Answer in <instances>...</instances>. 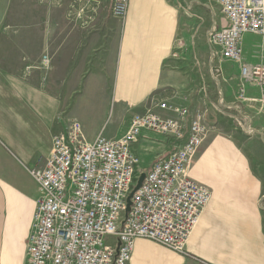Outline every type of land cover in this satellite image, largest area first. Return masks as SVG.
Segmentation results:
<instances>
[{"label":"crops","instance_id":"obj_1","mask_svg":"<svg viewBox=\"0 0 264 264\" xmlns=\"http://www.w3.org/2000/svg\"><path fill=\"white\" fill-rule=\"evenodd\" d=\"M111 10V0L97 7L0 0V264H26L39 197L21 223L4 216L22 208L17 170L41 169L53 138L74 120L89 141L118 138L156 101L186 107L210 127L189 176L211 199L183 252L139 238L129 264H264V111L238 104L237 66L236 73L210 66L203 75V61L176 48L193 35L196 52L203 25L209 33L214 22L225 23L218 7L209 0H130L124 21ZM242 52L246 63L260 64L264 36L245 35ZM246 94L258 99L260 90L247 86ZM134 149L141 165L150 160L139 166L146 172L171 145L142 140Z\"/></svg>","mask_w":264,"mask_h":264},{"label":"built area","instance_id":"obj_2","mask_svg":"<svg viewBox=\"0 0 264 264\" xmlns=\"http://www.w3.org/2000/svg\"><path fill=\"white\" fill-rule=\"evenodd\" d=\"M40 1L53 7L63 2ZM111 1L112 16L124 21L130 0ZM210 1L225 21L221 26L214 22L208 33L213 57L238 67V104H257L264 111V57L260 64L250 65L242 52L245 35L264 36V0ZM187 47L191 44L184 38L177 41L180 54ZM49 64L45 57L43 68ZM247 86L259 88L260 97H247ZM209 132L201 115L193 116L188 108L169 101H156L143 114L134 115L118 138L99 135L89 141L80 122L72 121L66 134L53 138L45 165L29 170L39 197L26 264H129L139 238L183 252L211 199L210 189L189 176ZM142 140H161L172 147L146 172L139 170L134 149ZM142 173L145 180L127 213L128 197Z\"/></svg>","mask_w":264,"mask_h":264},{"label":"rangeland","instance_id":"obj_3","mask_svg":"<svg viewBox=\"0 0 264 264\" xmlns=\"http://www.w3.org/2000/svg\"><path fill=\"white\" fill-rule=\"evenodd\" d=\"M78 1H80V0H78ZM83 2H85V1H83ZM15 20L17 21V18H15ZM203 26H204L203 27L204 31L202 32V34L196 35L197 37L200 38L199 44L196 46V49H195L196 52L193 50V45H192V42H193L192 37H194V36L193 35H187L188 36L187 40L189 42L186 40V43H187V45L191 44L192 48L187 47V49L185 51V55L186 56L189 55V57L191 59L200 58L203 61V67H202L203 75L210 72V66L218 67L220 69V67L222 65L226 71H229L231 73H236L235 72L236 71V67H235L236 65H234L230 62L223 61L221 58H214L213 57L214 47L208 43V39H207L208 38V30L210 29V25H203ZM205 30H207V32ZM216 97H218V96H216ZM140 114H143V113H140ZM237 118H238V115H237ZM127 121H128V117H127ZM127 121H125V122H127ZM127 124H128V122H127ZM237 124H238L237 122L233 121L232 127H234V126L238 127ZM146 146L151 147L150 145H146ZM171 149H172V147H171ZM167 154L168 153H166L165 155H167ZM142 158L143 159H150L151 155L149 154L148 151L147 152L142 151ZM157 158L158 157H156L155 160ZM149 163H150V160H148L144 165H141V164L140 165H141V167L143 166V168H144V167H146V164H149ZM44 165H45V163H44ZM17 172L19 174V177H17L16 179L18 180V183H20L22 185V188L25 191V193H20L21 195H19L21 198H22V196L24 197L22 199V208H19L16 211H14L15 209H13L12 210L13 213H11L12 211H4V216L7 217L8 215H10L12 217V214H14L16 219L19 218L18 221L21 223L22 221H24V218H23L24 213H25V219L27 218V216H29L32 213L33 207H34V202L37 199V196L39 194V190H38L36 183L30 177L29 171H28V174L25 170H17ZM19 205H21V204H19ZM16 213L18 214V217H17Z\"/></svg>","mask_w":264,"mask_h":264},{"label":"water","instance_id":"obj_4","mask_svg":"<svg viewBox=\"0 0 264 264\" xmlns=\"http://www.w3.org/2000/svg\"><path fill=\"white\" fill-rule=\"evenodd\" d=\"M145 177H146V174L145 173H142L140 175V177H139V179L137 181L136 187L134 188V190L131 193V195L128 197V204H127V210H126L127 213H129L130 212V209H131V204H132L131 203V199L133 197V194L141 188V186H142V184H143V182L145 180Z\"/></svg>","mask_w":264,"mask_h":264},{"label":"bare ground","instance_id":"obj_5","mask_svg":"<svg viewBox=\"0 0 264 264\" xmlns=\"http://www.w3.org/2000/svg\"><path fill=\"white\" fill-rule=\"evenodd\" d=\"M93 4V3H92ZM94 5V4H93ZM95 7H97L96 5H95ZM130 7V6H129ZM129 12V11H128ZM127 18V17H126ZM51 154V153H50ZM32 222H33V218H32Z\"/></svg>","mask_w":264,"mask_h":264}]
</instances>
